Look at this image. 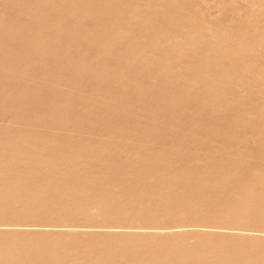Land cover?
I'll return each mask as SVG.
<instances>
[{"label":"bare ground","instance_id":"obj_1","mask_svg":"<svg viewBox=\"0 0 264 264\" xmlns=\"http://www.w3.org/2000/svg\"><path fill=\"white\" fill-rule=\"evenodd\" d=\"M0 264H264V0H0Z\"/></svg>","mask_w":264,"mask_h":264}]
</instances>
